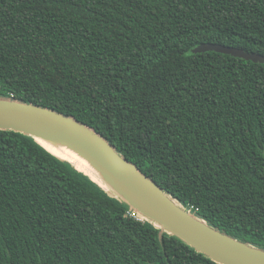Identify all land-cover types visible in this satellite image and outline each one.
<instances>
[{"label": "trees", "instance_id": "16d2710c", "mask_svg": "<svg viewBox=\"0 0 264 264\" xmlns=\"http://www.w3.org/2000/svg\"><path fill=\"white\" fill-rule=\"evenodd\" d=\"M202 42L264 55V0H0V97L82 122L264 249V63ZM84 173L0 128V264H219Z\"/></svg>", "mask_w": 264, "mask_h": 264}, {"label": "water", "instance_id": "95a60500", "mask_svg": "<svg viewBox=\"0 0 264 264\" xmlns=\"http://www.w3.org/2000/svg\"><path fill=\"white\" fill-rule=\"evenodd\" d=\"M205 51L264 63V55L240 47L202 42L190 48L192 53ZM0 128L24 133L35 142L36 138L58 140L83 152L87 159L96 164L99 174L110 181L108 183L98 176L100 182L119 196L127 204V209L153 225H159L214 262L264 264L263 248L248 244L208 224L119 154L104 136L82 122L44 106L0 97ZM63 161L82 172L75 164Z\"/></svg>", "mask_w": 264, "mask_h": 264}, {"label": "bare ground", "instance_id": "6f19581e", "mask_svg": "<svg viewBox=\"0 0 264 264\" xmlns=\"http://www.w3.org/2000/svg\"><path fill=\"white\" fill-rule=\"evenodd\" d=\"M36 141L40 143L42 146H44L46 149H48L50 152L60 157L61 159L67 160L70 163L75 164L83 172H86L90 175L92 174L93 176L92 175L91 176L97 179L99 182L100 180L98 176L104 180H107L108 183H110L108 179H105L104 176L99 174V171L96 168V164L91 160L87 159L83 152L77 149H73L67 144L62 143L61 141L58 140L44 141L36 138Z\"/></svg>", "mask_w": 264, "mask_h": 264}, {"label": "built area", "instance_id": "2783aa9c", "mask_svg": "<svg viewBox=\"0 0 264 264\" xmlns=\"http://www.w3.org/2000/svg\"><path fill=\"white\" fill-rule=\"evenodd\" d=\"M191 211L195 212L198 210V208H193L192 206L189 208ZM126 214L137 219V220H142L143 222H145L146 220L144 218H142L139 214H137L136 212H134L131 209H126Z\"/></svg>", "mask_w": 264, "mask_h": 264}, {"label": "rangeland", "instance_id": "374dc122", "mask_svg": "<svg viewBox=\"0 0 264 264\" xmlns=\"http://www.w3.org/2000/svg\"><path fill=\"white\" fill-rule=\"evenodd\" d=\"M91 175H92V174H91ZM92 176H93V175H92ZM92 176H91V177H92ZM92 179H93L94 182H99V181H98L97 179H95L94 177H92Z\"/></svg>", "mask_w": 264, "mask_h": 264}]
</instances>
